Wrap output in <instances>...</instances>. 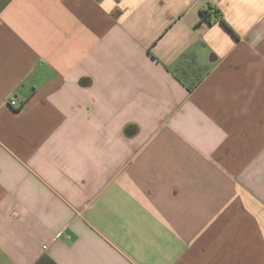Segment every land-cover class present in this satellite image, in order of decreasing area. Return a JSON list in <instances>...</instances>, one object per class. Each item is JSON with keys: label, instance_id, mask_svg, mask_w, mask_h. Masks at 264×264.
<instances>
[{"label": "crops", "instance_id": "crops-1", "mask_svg": "<svg viewBox=\"0 0 264 264\" xmlns=\"http://www.w3.org/2000/svg\"><path fill=\"white\" fill-rule=\"evenodd\" d=\"M0 264H264V0H0Z\"/></svg>", "mask_w": 264, "mask_h": 264}, {"label": "trees", "instance_id": "trees-1", "mask_svg": "<svg viewBox=\"0 0 264 264\" xmlns=\"http://www.w3.org/2000/svg\"><path fill=\"white\" fill-rule=\"evenodd\" d=\"M217 13V12H216ZM203 19L211 22V17L209 14V11L202 10ZM219 21L223 23L230 31H233L232 27L228 24V22L223 17H218ZM192 53H186L181 58V61L183 59L187 58L188 56H191ZM193 57V55H192ZM180 61V63H181ZM189 68V67H188ZM207 70L204 67H191L189 70L185 69L184 72L181 75H178L179 79L184 82L190 90H193L197 87L198 83L204 78Z\"/></svg>", "mask_w": 264, "mask_h": 264}, {"label": "built area", "instance_id": "built-area-1", "mask_svg": "<svg viewBox=\"0 0 264 264\" xmlns=\"http://www.w3.org/2000/svg\"><path fill=\"white\" fill-rule=\"evenodd\" d=\"M11 103H12L13 105H15V104H16V101L13 99V100H11Z\"/></svg>", "mask_w": 264, "mask_h": 264}]
</instances>
